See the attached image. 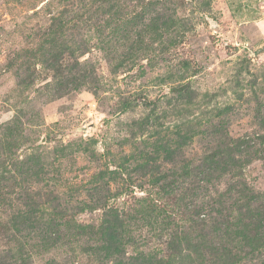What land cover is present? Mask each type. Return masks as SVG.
Returning <instances> with one entry per match:
<instances>
[{"label":"rangeland","instance_id":"374dc122","mask_svg":"<svg viewBox=\"0 0 264 264\" xmlns=\"http://www.w3.org/2000/svg\"><path fill=\"white\" fill-rule=\"evenodd\" d=\"M161 12L167 25L155 30ZM54 17L67 21L57 33ZM60 42L65 63L90 73L77 89L47 65ZM263 119L264 0H0V264L19 244L32 264H99L80 235L102 217L91 186L110 182L98 196L129 216L157 195L156 178L178 180L222 148L224 131L262 135ZM171 152L181 166L165 161ZM31 157L39 167L22 172ZM241 172L264 195V157ZM213 184L224 186L205 184L215 196ZM58 203L73 217L57 241L18 233V218L45 221ZM128 220L138 239L128 253L162 252L140 218Z\"/></svg>","mask_w":264,"mask_h":264},{"label":"trees","instance_id":"16d2710c","mask_svg":"<svg viewBox=\"0 0 264 264\" xmlns=\"http://www.w3.org/2000/svg\"><path fill=\"white\" fill-rule=\"evenodd\" d=\"M149 19L155 30L167 25V15L163 12ZM66 22L54 17L52 28L58 26L55 33ZM51 36L52 42L56 40L54 33ZM55 48L49 50L47 65L53 69L54 75L67 78L74 89L79 88L90 77L89 71L78 61L65 63L66 46L61 42ZM262 121L260 127H264V119ZM224 133L222 148L211 156H204L192 169L188 166L182 168L178 180L173 174H169L172 179L168 180L165 176L156 178L157 195L151 196L147 192L146 197L140 198L139 205L131 209L129 216L123 209L108 206V196H98L105 190L109 192L110 182L106 181L100 188L96 184L91 186L90 192L96 197L92 207L100 209L102 217L97 223L81 225L80 235L84 230L89 239L94 240L96 246L89 248L96 256L103 255L99 264H264V195L254 192L241 172L251 157H264V133L255 138L248 134L233 138L226 131ZM168 155L165 161L169 164L181 166L184 161L175 153ZM23 165L22 172L28 173L32 167H39L38 159L31 157L23 161ZM190 176L192 189L182 190L183 183ZM214 182H223L224 186L219 190L213 184L215 196L206 191L205 185ZM55 198L58 200L57 196ZM83 204L78 213L87 206ZM53 208H58V213L45 221L42 218H18V233L30 230L44 238L42 243L57 241L62 226L73 216L69 217L66 204L58 203ZM128 218H140L142 224L152 231L151 236L157 244L162 246V252L136 249L128 253L127 249L136 247L138 241L128 233ZM51 230L53 234H47ZM21 250L19 244L15 254L8 251L9 257H14L11 264H32L28 257L22 256Z\"/></svg>","mask_w":264,"mask_h":264}]
</instances>
